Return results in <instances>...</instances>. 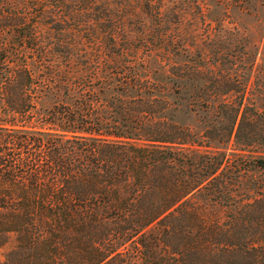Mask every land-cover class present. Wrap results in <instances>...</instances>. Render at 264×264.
I'll use <instances>...</instances> for the list:
<instances>
[{
	"label": "trees",
	"instance_id": "1",
	"mask_svg": "<svg viewBox=\"0 0 264 264\" xmlns=\"http://www.w3.org/2000/svg\"><path fill=\"white\" fill-rule=\"evenodd\" d=\"M50 1L0 6L7 264H264V111L247 97L249 65L225 71L229 47L188 54L162 32L113 29L95 51L48 40Z\"/></svg>",
	"mask_w": 264,
	"mask_h": 264
},
{
	"label": "rangeland",
	"instance_id": "2",
	"mask_svg": "<svg viewBox=\"0 0 264 264\" xmlns=\"http://www.w3.org/2000/svg\"><path fill=\"white\" fill-rule=\"evenodd\" d=\"M5 1L17 0H0V6ZM45 10H54L59 19L47 12L39 24L42 38L81 39L83 49L91 51L96 49L91 46L96 37H108L113 29H118L115 37L133 41L161 32L173 37L176 44L185 39L179 47L187 49L188 54L196 49L209 51L218 44L221 50L227 46V60H220L221 69L249 65L247 97L255 110L264 111V0H51ZM49 16L56 30L45 24ZM69 47L72 51L79 49L76 45ZM254 149V155L264 158V146ZM253 176L264 180V174ZM11 246H0V264H7L6 254ZM130 264L140 262L135 259Z\"/></svg>",
	"mask_w": 264,
	"mask_h": 264
}]
</instances>
